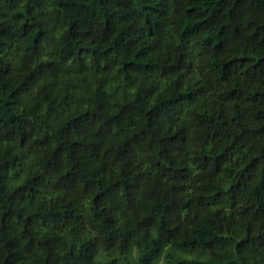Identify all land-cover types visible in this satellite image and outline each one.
I'll return each instance as SVG.
<instances>
[{
    "label": "trees",
    "instance_id": "1",
    "mask_svg": "<svg viewBox=\"0 0 264 264\" xmlns=\"http://www.w3.org/2000/svg\"><path fill=\"white\" fill-rule=\"evenodd\" d=\"M0 264H264V0H0Z\"/></svg>",
    "mask_w": 264,
    "mask_h": 264
}]
</instances>
